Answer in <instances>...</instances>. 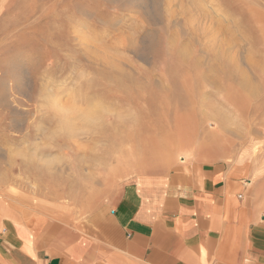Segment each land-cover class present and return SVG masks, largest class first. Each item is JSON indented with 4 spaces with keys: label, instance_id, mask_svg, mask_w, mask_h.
Masks as SVG:
<instances>
[{
    "label": "rangeland",
    "instance_id": "374dc122",
    "mask_svg": "<svg viewBox=\"0 0 264 264\" xmlns=\"http://www.w3.org/2000/svg\"><path fill=\"white\" fill-rule=\"evenodd\" d=\"M96 96L133 118L55 171L11 155L53 104ZM237 151L264 156V0H0V205L86 223L137 172Z\"/></svg>",
    "mask_w": 264,
    "mask_h": 264
},
{
    "label": "crops",
    "instance_id": "0c3cea01",
    "mask_svg": "<svg viewBox=\"0 0 264 264\" xmlns=\"http://www.w3.org/2000/svg\"><path fill=\"white\" fill-rule=\"evenodd\" d=\"M253 158L137 172L86 223L2 202L0 264H264V156Z\"/></svg>",
    "mask_w": 264,
    "mask_h": 264
},
{
    "label": "clouds",
    "instance_id": "9594fccd",
    "mask_svg": "<svg viewBox=\"0 0 264 264\" xmlns=\"http://www.w3.org/2000/svg\"><path fill=\"white\" fill-rule=\"evenodd\" d=\"M50 112L47 123L36 125L38 138L22 139L10 149L11 155L23 164L49 172L63 165V146L68 142L91 140L105 125L123 123L134 116L130 106L115 105L103 96L86 102L78 98L74 108L67 104H53Z\"/></svg>",
    "mask_w": 264,
    "mask_h": 264
},
{
    "label": "bare ground",
    "instance_id": "6f19581e",
    "mask_svg": "<svg viewBox=\"0 0 264 264\" xmlns=\"http://www.w3.org/2000/svg\"><path fill=\"white\" fill-rule=\"evenodd\" d=\"M53 93H54V92H53ZM48 96H50V97H51V96H53V94H52L51 92H49V93H48Z\"/></svg>",
    "mask_w": 264,
    "mask_h": 264
}]
</instances>
